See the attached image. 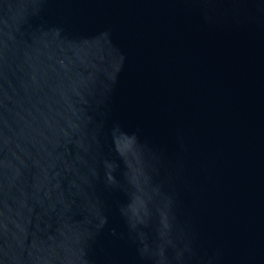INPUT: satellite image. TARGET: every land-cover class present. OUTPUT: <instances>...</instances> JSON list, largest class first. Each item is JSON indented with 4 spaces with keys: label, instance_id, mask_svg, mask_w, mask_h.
<instances>
[{
    "label": "water",
    "instance_id": "1",
    "mask_svg": "<svg viewBox=\"0 0 264 264\" xmlns=\"http://www.w3.org/2000/svg\"><path fill=\"white\" fill-rule=\"evenodd\" d=\"M0 264H264V0H0Z\"/></svg>",
    "mask_w": 264,
    "mask_h": 264
}]
</instances>
